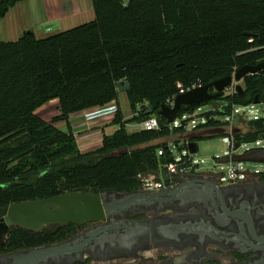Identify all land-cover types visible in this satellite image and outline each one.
<instances>
[{"label":"trees","instance_id":"1","mask_svg":"<svg viewBox=\"0 0 264 264\" xmlns=\"http://www.w3.org/2000/svg\"><path fill=\"white\" fill-rule=\"evenodd\" d=\"M0 0V19L18 2ZM93 20L39 38L24 31L0 41V207L71 192H131L139 175L161 169L173 155L166 142L187 135V123L204 105L192 129L226 128L236 106L264 105V67L243 78V92H222L177 111L182 125L170 129L160 111L179 94L177 83L209 87L244 65L264 63V0H91ZM133 117L118 106L117 129L100 147L81 152L69 118L111 102L118 104L117 82ZM57 100L50 120L37 110ZM155 115L157 130L129 131ZM65 122L66 128L57 127ZM247 130L233 127L235 145L264 140V118L250 119ZM191 132V131H190ZM182 137V138H183ZM211 137V136H207ZM204 137L195 138L202 139ZM179 140H175L178 148ZM184 147L185 144L183 145ZM181 150V148H179ZM162 150V155L158 151ZM225 158V157H224ZM30 243L29 232L14 228L10 247Z\"/></svg>","mask_w":264,"mask_h":264},{"label":"flooded vegetation","instance_id":"2","mask_svg":"<svg viewBox=\"0 0 264 264\" xmlns=\"http://www.w3.org/2000/svg\"><path fill=\"white\" fill-rule=\"evenodd\" d=\"M250 154L264 163V149ZM186 176L158 190L103 192L105 219L27 230L33 244L6 245L18 227L0 218V264H264V171L230 183Z\"/></svg>","mask_w":264,"mask_h":264},{"label":"water","instance_id":"3","mask_svg":"<svg viewBox=\"0 0 264 264\" xmlns=\"http://www.w3.org/2000/svg\"><path fill=\"white\" fill-rule=\"evenodd\" d=\"M263 67L264 63L244 65L236 70L234 74L214 81L215 93L209 92V87L206 85L197 86L180 93L174 97L172 106L162 107L160 115L165 118L167 124H172L177 118L178 109L183 105L204 103L215 95L222 93L233 82H237L235 92L242 93L243 88L238 82L243 80L246 75L255 73ZM117 86L119 91H125L129 87L126 81L117 82ZM254 103L258 104L257 101ZM224 133L225 129L221 127L208 128L200 133L191 131L183 137V141L187 142L189 153L195 154L198 150L195 138L213 135L222 136ZM235 148L238 149L239 145H236ZM163 162L164 159L161 160V163ZM163 178H171L183 184L189 180V177L180 175L171 177L164 175ZM140 199V195L136 194L135 201ZM105 215H110V210L104 201L103 195L102 193L94 192H71L44 199L15 202L0 207V218L3 228L7 229L17 226L31 231H38L51 224L62 225L67 222H73L79 225L85 222H94L105 219ZM24 260H30V258H25Z\"/></svg>","mask_w":264,"mask_h":264},{"label":"crops","instance_id":"4","mask_svg":"<svg viewBox=\"0 0 264 264\" xmlns=\"http://www.w3.org/2000/svg\"><path fill=\"white\" fill-rule=\"evenodd\" d=\"M93 18L91 0H24L15 4L0 19V41H15L28 30H32L37 36V30L50 23H58L62 28L60 31H64L89 22ZM54 102L58 103L57 100H53L42 107ZM113 104L116 103L111 102L103 107L92 108L70 116V125L81 152L100 147L102 136L106 134L105 128L112 125L113 115L109 114V110L110 105ZM124 119L127 120L126 117ZM56 125L61 129L66 128L65 122H59ZM93 127L96 128L93 129ZM90 128L93 130L89 131ZM98 131H101V134Z\"/></svg>","mask_w":264,"mask_h":264},{"label":"rangeland","instance_id":"5","mask_svg":"<svg viewBox=\"0 0 264 264\" xmlns=\"http://www.w3.org/2000/svg\"><path fill=\"white\" fill-rule=\"evenodd\" d=\"M127 1V0H124ZM69 27V26H68ZM62 28L58 23H50L47 26L41 27L37 30V37L42 38L45 37L47 35L56 33L58 31H60ZM237 84V82H236ZM238 84H240L243 87V81H239ZM118 104H113L110 105L111 109L109 110V114H113V111L116 110V107H120L124 118L126 117L127 119L132 118L133 112L130 110L129 107V103L127 101L126 98V94L124 91H120L119 92V98H118ZM211 106L210 105H204L202 108L198 109V111L194 112L193 114H191V116H193V119H195L194 123L191 122V120L187 123L186 126V130L188 132L192 131V129H194V126L198 125L199 123V114H201L200 112H205L207 110H210ZM251 109V108H250ZM249 107H243L241 108V110L243 112H245L246 116H237L234 121L231 123V126L233 127H237L242 129L243 132H245L247 130V126L246 123L249 119L253 118L255 114H258L260 116H264V105L258 104L255 105L254 108H252L253 110H250ZM37 113L39 116H41L42 118L45 119H52L53 117L57 116L59 114L58 111V103L54 102L51 103L50 105L46 106V107H42V109H38ZM105 114V113H104ZM49 119V120H50ZM89 120V119H88ZM102 124V123H101ZM100 124V125H101ZM96 127H93V129H95ZM117 128L116 125H109L105 128V132L106 134H111L113 133L112 131H114ZM140 126H138V124L136 123H131L127 126V129L129 131H134L139 129ZM92 128H90L89 131L93 130ZM226 131H228V128H225ZM196 133H200L202 132V130H196L194 131ZM99 134H101V131H98ZM103 133V131H102ZM183 136L182 135H174L171 136L169 138H162V139H158L155 140L153 143H161V142H166L173 157L174 158H178L180 156L183 155V152L185 150V147L183 146ZM175 140H179L180 143L178 144V148L175 145ZM80 141V140H79ZM81 142V141H80ZM197 146H198V150L197 152L193 155V158L195 160H197V164L199 167V171L200 172H204V173H211V174H220V173H224L226 174L227 171L226 170H220V166L224 165L225 161H228L227 158L224 159V157H226L228 155V144L227 142L222 140V136L221 135H213L211 137H204L202 139H198L196 141ZM93 144V143H91ZM255 147V146H252ZM181 148V150L179 149ZM96 148H93L92 150H94ZM251 152H245V147H240L236 150L235 153H233L232 155V160H242L245 162V167L248 171L251 172H255V171H264V163L260 162V163H254V158L251 157ZM262 160L264 161V158H262ZM219 162V165L216 164ZM224 167L226 168V165H224Z\"/></svg>","mask_w":264,"mask_h":264},{"label":"built area","instance_id":"6","mask_svg":"<svg viewBox=\"0 0 264 264\" xmlns=\"http://www.w3.org/2000/svg\"><path fill=\"white\" fill-rule=\"evenodd\" d=\"M235 85L236 82H233L231 85L227 86L225 89V92L227 93H232L235 92ZM198 85H192V87H188V88H184L180 83H177V87L179 89V94L180 93H184L192 88L197 87ZM168 106H172L173 105V100H168L167 101ZM255 105L258 104H252V105H248V106H236L233 110L232 115L229 118H222V121H228V125L226 126V128H228L226 131L225 129V133L224 135H222V140L227 142L228 144V155L225 157L228 159V161L224 162V165H226V168L224 167V165L220 166V170H226L227 173H218L216 174V176L218 177V179L220 178V180L224 183H230V182H234V181H238L243 179L248 171L245 167V162L242 160H235V159H231L233 153L236 152V145L234 143V140L232 138V128L233 126H231V123L234 121V119L237 116H246L245 112H243L241 110V108L246 107L250 110H253L252 108H254ZM262 105V104H261ZM115 114V111H113V116ZM190 116L188 115H183L182 118H176V120L172 123L169 124L170 125V129H173L174 127H178L182 125V120H185L187 118H189ZM258 118H264V116H260L258 114H255L253 118L251 119H258ZM199 123H204V119L200 118L199 119ZM250 120V119H249ZM194 120H191L192 123H194ZM198 123V124H199ZM138 126H140L139 129L142 130H157L159 128V120L155 115H151L150 117L144 119L140 124H138ZM195 127V126H194ZM183 144H185V150L183 152V155L178 157V158H174L173 160L169 161V162H163L162 166L160 170L158 171H147L144 172L142 174L139 175V179L141 182V188L145 189V190H158L160 189L166 182H173L174 180L169 178V179H164L163 176L164 175H168V176H173V175H180V176H186L192 173H197L200 172L199 171V167L197 164V160H195L193 158L194 154H190L187 148V142L183 141ZM255 146V147H252ZM240 147H245V152H251L254 150H259V149H264V140L259 139L255 142L252 143H245L239 146ZM170 151V149H169ZM171 152V151H170ZM158 155H162V150L158 151ZM224 158V159H225ZM219 165V162L216 163ZM257 172V171H255ZM211 174V173H210Z\"/></svg>","mask_w":264,"mask_h":264}]
</instances>
